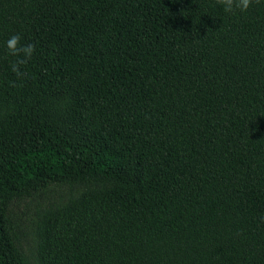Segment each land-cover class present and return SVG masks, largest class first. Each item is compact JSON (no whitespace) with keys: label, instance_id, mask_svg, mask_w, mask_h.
<instances>
[{"label":"trees","instance_id":"obj_1","mask_svg":"<svg viewBox=\"0 0 264 264\" xmlns=\"http://www.w3.org/2000/svg\"><path fill=\"white\" fill-rule=\"evenodd\" d=\"M87 179L40 264H264V0H0V264L3 202Z\"/></svg>","mask_w":264,"mask_h":264},{"label":"rangeland","instance_id":"obj_2","mask_svg":"<svg viewBox=\"0 0 264 264\" xmlns=\"http://www.w3.org/2000/svg\"><path fill=\"white\" fill-rule=\"evenodd\" d=\"M57 118H61L58 114ZM108 187L94 180L58 181L37 184L1 204L5 226L16 252L27 264H40L37 258V229L43 214L65 204L84 190Z\"/></svg>","mask_w":264,"mask_h":264},{"label":"clouds","instance_id":"obj_3","mask_svg":"<svg viewBox=\"0 0 264 264\" xmlns=\"http://www.w3.org/2000/svg\"><path fill=\"white\" fill-rule=\"evenodd\" d=\"M217 2L223 6L226 13H235L237 10L246 12L254 2L259 3V0H217ZM21 40L20 34H13L6 41L8 54L17 58L11 64V71L17 79H22L25 76L22 68L32 59L36 51L34 44H24L21 43ZM260 221L264 223V216L260 217Z\"/></svg>","mask_w":264,"mask_h":264}]
</instances>
